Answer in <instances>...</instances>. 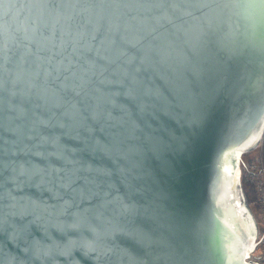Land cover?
Listing matches in <instances>:
<instances>
[{
    "label": "snow or ice",
    "instance_id": "snow-or-ice-1",
    "mask_svg": "<svg viewBox=\"0 0 264 264\" xmlns=\"http://www.w3.org/2000/svg\"><path fill=\"white\" fill-rule=\"evenodd\" d=\"M214 2L0 0V230L13 239L34 223L88 233L101 260L140 264L113 246L124 235L186 264L171 240L177 225L166 220L157 236L138 221L158 216L167 198L153 162L170 173V158L187 148L161 117L194 133L217 101L203 85ZM258 91L264 110V80ZM29 189L47 191L51 203Z\"/></svg>",
    "mask_w": 264,
    "mask_h": 264
},
{
    "label": "water",
    "instance_id": "water-1",
    "mask_svg": "<svg viewBox=\"0 0 264 264\" xmlns=\"http://www.w3.org/2000/svg\"><path fill=\"white\" fill-rule=\"evenodd\" d=\"M211 8L214 44L203 85L217 101L194 133L161 117L172 134L187 136V148L170 158V173L153 162L158 189L167 198L160 202L158 216L142 215L138 226L159 236L171 220L178 226L172 243L186 264H264L249 259L257 224L239 173L240 157L264 131V110L258 103V82L264 80V8L254 0H215ZM215 41L233 52L221 50ZM8 179L5 172V193ZM28 194L51 203L47 191L29 189ZM138 199L151 203L147 197ZM90 239L88 233L62 234L34 223L21 239L0 230V254L3 264H119L118 255L101 260L90 250ZM32 245L51 247V254L40 256L29 250ZM113 246L140 264H169L167 252L146 249L124 235L115 237Z\"/></svg>",
    "mask_w": 264,
    "mask_h": 264
},
{
    "label": "built area",
    "instance_id": "built-area-1",
    "mask_svg": "<svg viewBox=\"0 0 264 264\" xmlns=\"http://www.w3.org/2000/svg\"><path fill=\"white\" fill-rule=\"evenodd\" d=\"M251 152L253 153L248 158H242L240 164L242 184L252 192V199L248 204L257 224L255 246L249 259L264 263V131Z\"/></svg>",
    "mask_w": 264,
    "mask_h": 264
},
{
    "label": "rangeland",
    "instance_id": "rangeland-1",
    "mask_svg": "<svg viewBox=\"0 0 264 264\" xmlns=\"http://www.w3.org/2000/svg\"><path fill=\"white\" fill-rule=\"evenodd\" d=\"M251 151H252V150H251ZM251 151L248 152V153L243 154V155L241 156V158H240V162H241L242 158H243V159H244V158H245V159L248 158L249 155H251L255 150H254L253 152H251ZM248 189H249L250 191H248V193H247V195H248V197H247L248 200H247V201H250V202H251V199H252V198H251V197H252V192H251V189H250L249 187H248ZM245 196H246V194H245Z\"/></svg>",
    "mask_w": 264,
    "mask_h": 264
},
{
    "label": "trees",
    "instance_id": "trees-1",
    "mask_svg": "<svg viewBox=\"0 0 264 264\" xmlns=\"http://www.w3.org/2000/svg\"><path fill=\"white\" fill-rule=\"evenodd\" d=\"M243 188H244V192H245V194H246V198L248 197V195H247V193H248V189H247V187L245 186V184H243ZM247 200H248V198H247Z\"/></svg>",
    "mask_w": 264,
    "mask_h": 264
},
{
    "label": "bare ground",
    "instance_id": "bare-ground-1",
    "mask_svg": "<svg viewBox=\"0 0 264 264\" xmlns=\"http://www.w3.org/2000/svg\"><path fill=\"white\" fill-rule=\"evenodd\" d=\"M258 141H259V140H258ZM240 158H241V157H240ZM240 164H241V162H240ZM240 164H239V173L241 172Z\"/></svg>",
    "mask_w": 264,
    "mask_h": 264
}]
</instances>
